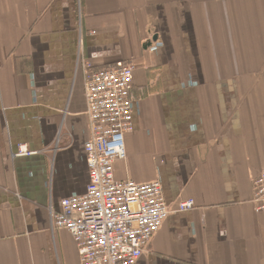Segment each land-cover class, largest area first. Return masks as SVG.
Listing matches in <instances>:
<instances>
[{"label":"crops","instance_id":"obj_1","mask_svg":"<svg viewBox=\"0 0 264 264\" xmlns=\"http://www.w3.org/2000/svg\"><path fill=\"white\" fill-rule=\"evenodd\" d=\"M124 64L114 174L170 211L135 264H264V0H0V264H80L49 210L88 183L87 74Z\"/></svg>","mask_w":264,"mask_h":264},{"label":"built area","instance_id":"obj_2","mask_svg":"<svg viewBox=\"0 0 264 264\" xmlns=\"http://www.w3.org/2000/svg\"><path fill=\"white\" fill-rule=\"evenodd\" d=\"M133 65L91 70L85 82L89 139L84 143L88 183L85 193L50 208L52 229H65L76 245L80 264H135L170 213L159 180H119L114 164L124 160V135L132 130ZM35 152L18 145L12 154ZM252 203L264 212V170L252 179ZM194 207L181 201L179 211Z\"/></svg>","mask_w":264,"mask_h":264},{"label":"water","instance_id":"obj_3","mask_svg":"<svg viewBox=\"0 0 264 264\" xmlns=\"http://www.w3.org/2000/svg\"><path fill=\"white\" fill-rule=\"evenodd\" d=\"M157 38H156V36L154 35L153 37H152V41H155ZM150 45V41L149 42H146L145 44H144V46L145 47H148Z\"/></svg>","mask_w":264,"mask_h":264}]
</instances>
